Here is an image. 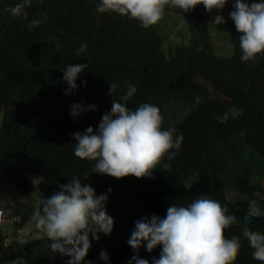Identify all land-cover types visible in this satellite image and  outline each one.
I'll return each mask as SVG.
<instances>
[{
	"label": "trees",
	"instance_id": "1",
	"mask_svg": "<svg viewBox=\"0 0 264 264\" xmlns=\"http://www.w3.org/2000/svg\"><path fill=\"white\" fill-rule=\"evenodd\" d=\"M18 2L0 0V165L23 197L37 187L30 175L39 177V210L44 197L60 191L59 185L74 176L90 182L97 195H108L105 207L114 219L113 231L109 236L99 233L98 241L89 237L92 247L82 264H128L135 254L127 243L135 221L153 214L163 218L171 204L187 206L201 195L219 201L239 221L225 230L227 238H240L234 264H262L253 259L254 250L242 232L250 201L256 200L264 210V55L242 62L239 33L229 17L235 0H228L222 13H209L202 4L190 12L166 7L167 12L191 19L196 33L192 44L178 45L173 55L163 49L157 24L145 29L135 19L98 13L100 0H32L26 9L29 21L39 19L41 24L31 31L23 18L3 11ZM218 14L230 33L233 54L228 57L216 53L210 34ZM82 43L87 49L77 58ZM80 63L88 67L78 76L77 88L65 94L69 85L62 79L63 70ZM108 83L119 85L113 97ZM129 83L137 88L127 104L130 109L151 103L163 118L171 105L191 109L176 124L163 120V129H177L183 141L178 150L173 149L178 155L165 158L153 171L154 178L118 180L96 174L95 161L74 155L72 134L89 126L98 129L112 98L119 100ZM73 103L97 107L74 119ZM232 106L242 109V114L221 123ZM246 150L260 170L243 161ZM225 175L243 200L228 201ZM128 201L138 208H128ZM248 227L264 233V216L250 220ZM50 243L44 235L17 248L5 244L0 231V264L19 257L26 264H66L70 257L53 253ZM102 250L108 261L100 259ZM160 251L157 247L149 253L142 246L139 257L151 264Z\"/></svg>",
	"mask_w": 264,
	"mask_h": 264
},
{
	"label": "clouds",
	"instance_id": "2",
	"mask_svg": "<svg viewBox=\"0 0 264 264\" xmlns=\"http://www.w3.org/2000/svg\"><path fill=\"white\" fill-rule=\"evenodd\" d=\"M228 0H100L96 6L98 13H116L135 19L145 29L158 24L165 16V9L193 11L198 5L212 13H222ZM32 0H20L14 6L3 11L13 18L27 21L29 31L39 27L41 21H29L27 8ZM239 33L241 60L247 63L255 61L258 55H264V2L235 0L229 13ZM212 23H226L223 15L213 17ZM87 49L81 44L76 50L80 57ZM86 63L70 64L63 70L62 79L69 85L65 94L77 88L78 76L86 70ZM86 86L87 82H83ZM109 95L118 89L117 83H108ZM137 88L129 83L127 90L119 100H111L110 111L103 114L98 129L89 126L83 132L72 134L74 155L81 160L95 161L93 173L107 175L115 179L126 177L154 178L153 171L158 169L165 158L172 160L181 147L183 134L175 128L164 130L163 116L158 106L141 103L134 110L127 107ZM199 100V97H197ZM96 105L85 107L82 103H73L70 107L72 118H78L85 111H95ZM242 109L232 106L220 118L221 123L237 119ZM167 168V164H163ZM60 191L41 200V209L34 212L32 219L37 229L42 230L51 241L53 253L70 257L66 264H82L92 247L91 236L99 240V233L109 236L114 227V219L106 211L107 194L97 195L94 187L82 183L79 177H72L67 184L59 185ZM111 188L108 189L110 193ZM264 216V210L256 200H251L244 218L242 235L254 250L253 259L264 264V233L250 230L248 222ZM19 220V217L16 218ZM239 224L235 215L228 214L226 206L217 200L201 195L187 206L171 204L165 217L155 214L135 221L128 245L135 253L128 264H149L139 257V249L144 246L151 253L161 248L159 258H153L151 264H234L240 248V238H227L225 230ZM100 259L108 261L106 251H101ZM8 264H26L22 257ZM88 264H92L91 261Z\"/></svg>",
	"mask_w": 264,
	"mask_h": 264
},
{
	"label": "rangeland",
	"instance_id": "3",
	"mask_svg": "<svg viewBox=\"0 0 264 264\" xmlns=\"http://www.w3.org/2000/svg\"><path fill=\"white\" fill-rule=\"evenodd\" d=\"M165 16L162 20L156 25L158 30L164 35L165 49L169 53L170 50L180 44H191L194 42L195 33L192 25L191 19L184 17L180 14H175L172 12L165 11ZM213 24V23H212ZM211 27V24H210ZM211 37L212 42L214 43L215 50L219 53L230 56L232 53H229L231 47V41L228 36V31L222 25L213 26ZM226 29V30H225ZM191 109H185L180 106L171 105L168 109H165L164 119L165 123L168 125H173L181 120H183ZM1 120V118H0ZM243 161L247 164H250L251 169L260 170V165L255 162V159L252 158L250 152L246 150ZM30 178L36 183V189L31 192V196H20L16 190L12 181L8 178L6 171L2 165H0V207L5 209V211L10 215H20L21 223L19 225H10L8 228L12 231L6 235H12L13 237V246L19 245L20 248L23 247L22 243H19L16 237V233L13 227L22 228L27 227L26 219L24 215L33 216L34 212L39 211L40 204V192L38 188L39 177L36 175H30ZM86 184H90L87 182ZM224 186L226 190L227 199L230 203H235L243 200L245 197L241 195L233 185L232 179L229 175L224 176ZM27 197V198H25ZM126 205L130 209H137L138 205L134 201L126 202ZM32 224V223H31ZM5 225V224H4ZM2 226V225H1ZM35 226V222H34ZM39 230V229H38ZM1 231V230H0ZM43 232V231H42ZM39 233L36 238L46 235L45 233ZM5 235V236H6ZM33 239V240H34ZM32 241V240H31ZM29 241V243L31 242Z\"/></svg>",
	"mask_w": 264,
	"mask_h": 264
},
{
	"label": "crops",
	"instance_id": "4",
	"mask_svg": "<svg viewBox=\"0 0 264 264\" xmlns=\"http://www.w3.org/2000/svg\"><path fill=\"white\" fill-rule=\"evenodd\" d=\"M185 17V16H184ZM213 26H216L214 23L212 24L211 23V27H210V33H212V29L214 28ZM224 28H226L227 29V31H228V36H229V38H230V33H229V29H228V27H226V26H224V25H222ZM158 29V28H157ZM225 29V30H226ZM160 32V31H159ZM161 34H162V36L164 37V35H163V33L162 32H160ZM194 33H195V30H194ZM195 39H196V33H195ZM195 39H194V41H195ZM192 44V43H191ZM186 45H189V44H186ZM178 46V45H177ZM177 46H174L171 50H170V52L168 53L167 52V50L165 49V42H164V44H163V49L169 54V55H173L174 54V51H175V48L177 47ZM230 47H231V49H230V51H229V53H232L233 54V46L232 45H230ZM216 53L218 54V55H220V56H225V57H228V55H225V54H222V53H219V52H217L216 51ZM231 54V55H232ZM230 55V56H231ZM39 183V182H38ZM15 186V185H14ZM16 188V187H15ZM16 190H17V188H16ZM18 191V190H17ZM19 193V192H18ZM32 194V193H31ZM31 194H29V196H31ZM20 195V194H19ZM21 196V195H20ZM29 196H27V197H29ZM27 197H25V198H27ZM0 208H2V207H0ZM24 217H25V219H26V224H24V226L25 225H27V227H22V228H18V229H16V227H13V229L15 230L14 232L16 233V237H17V240H18V242L19 243H22L23 241H25V240H28V241H31V240H33L35 237H37L38 235H39V233H41L42 232V230H38L37 228H36V226H34V220L32 219V217L33 216H29V215H24ZM32 223V224H31ZM0 230L2 231V233L4 234V235H6L7 233H10L9 231H12V233H13V230H11L10 228H8V224H5V225H2V226H0ZM43 234H44V232H42ZM38 234V235H37ZM12 244H13V242H12ZM14 247H17V248H20V246L19 245H17V246H14Z\"/></svg>",
	"mask_w": 264,
	"mask_h": 264
},
{
	"label": "built area",
	"instance_id": "5",
	"mask_svg": "<svg viewBox=\"0 0 264 264\" xmlns=\"http://www.w3.org/2000/svg\"><path fill=\"white\" fill-rule=\"evenodd\" d=\"M19 217V220L16 218ZM21 223V216L20 215H10L8 214L5 209L0 208V226L4 224L10 225H19ZM13 241L12 235L5 236V244H11Z\"/></svg>",
	"mask_w": 264,
	"mask_h": 264
},
{
	"label": "water",
	"instance_id": "6",
	"mask_svg": "<svg viewBox=\"0 0 264 264\" xmlns=\"http://www.w3.org/2000/svg\"><path fill=\"white\" fill-rule=\"evenodd\" d=\"M28 244H29V241L28 240H25V241H23L22 246L23 247H26Z\"/></svg>",
	"mask_w": 264,
	"mask_h": 264
}]
</instances>
